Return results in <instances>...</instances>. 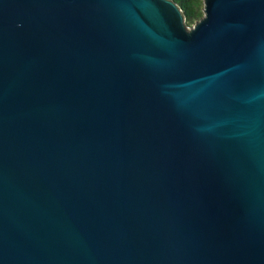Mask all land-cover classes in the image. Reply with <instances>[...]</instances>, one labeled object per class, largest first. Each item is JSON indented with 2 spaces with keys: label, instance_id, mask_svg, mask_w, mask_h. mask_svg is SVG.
Wrapping results in <instances>:
<instances>
[{
  "label": "water",
  "instance_id": "1",
  "mask_svg": "<svg viewBox=\"0 0 264 264\" xmlns=\"http://www.w3.org/2000/svg\"><path fill=\"white\" fill-rule=\"evenodd\" d=\"M0 0V264H264V0Z\"/></svg>",
  "mask_w": 264,
  "mask_h": 264
},
{
  "label": "trees",
  "instance_id": "2",
  "mask_svg": "<svg viewBox=\"0 0 264 264\" xmlns=\"http://www.w3.org/2000/svg\"><path fill=\"white\" fill-rule=\"evenodd\" d=\"M181 8L186 25L193 24L203 14L200 3L203 0H174Z\"/></svg>",
  "mask_w": 264,
  "mask_h": 264
},
{
  "label": "rangeland",
  "instance_id": "3",
  "mask_svg": "<svg viewBox=\"0 0 264 264\" xmlns=\"http://www.w3.org/2000/svg\"><path fill=\"white\" fill-rule=\"evenodd\" d=\"M192 24H190L189 26H191Z\"/></svg>",
  "mask_w": 264,
  "mask_h": 264
}]
</instances>
